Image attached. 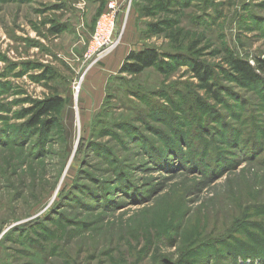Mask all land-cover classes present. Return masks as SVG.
I'll return each mask as SVG.
<instances>
[{
	"label": "rangeland",
	"instance_id": "1",
	"mask_svg": "<svg viewBox=\"0 0 264 264\" xmlns=\"http://www.w3.org/2000/svg\"><path fill=\"white\" fill-rule=\"evenodd\" d=\"M111 2L120 45L95 62ZM153 6L0 0V264H264V74L229 63L264 62V0ZM152 47L169 65L121 73Z\"/></svg>",
	"mask_w": 264,
	"mask_h": 264
},
{
	"label": "trees",
	"instance_id": "2",
	"mask_svg": "<svg viewBox=\"0 0 264 264\" xmlns=\"http://www.w3.org/2000/svg\"><path fill=\"white\" fill-rule=\"evenodd\" d=\"M153 4V8H143L141 10L142 17H150L153 15V10L158 12L167 11L177 0H145ZM162 28L158 24H149L147 37L151 38L162 33ZM177 39V37L175 38ZM167 59H172V56L167 53L160 52L157 48H145L138 52H131L124 62L121 73L129 75H140L145 70L156 67L163 70L164 65H169ZM229 63L238 77L245 85H255L261 82L262 74H264V62L259 61L256 66L249 62L242 61L235 57L229 58ZM194 71L197 77L204 83V87L212 91V85L208 83L209 72L204 71V67L199 63L195 66ZM215 93V92H213ZM62 105V99L52 98L37 103L34 117L31 120L30 128L40 125L41 120L47 115L55 112Z\"/></svg>",
	"mask_w": 264,
	"mask_h": 264
},
{
	"label": "built area",
	"instance_id": "3",
	"mask_svg": "<svg viewBox=\"0 0 264 264\" xmlns=\"http://www.w3.org/2000/svg\"><path fill=\"white\" fill-rule=\"evenodd\" d=\"M132 1L129 0L130 3ZM119 13L120 7L111 2L107 12L97 22L89 52V56L95 57V62L104 60L120 45L121 35L117 24Z\"/></svg>",
	"mask_w": 264,
	"mask_h": 264
},
{
	"label": "crops",
	"instance_id": "4",
	"mask_svg": "<svg viewBox=\"0 0 264 264\" xmlns=\"http://www.w3.org/2000/svg\"><path fill=\"white\" fill-rule=\"evenodd\" d=\"M117 2H118V4H120V5H123L124 4V2H125V0H116Z\"/></svg>",
	"mask_w": 264,
	"mask_h": 264
}]
</instances>
